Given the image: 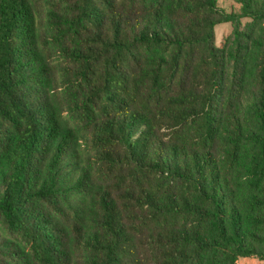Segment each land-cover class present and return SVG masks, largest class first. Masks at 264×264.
Instances as JSON below:
<instances>
[{
	"label": "trees",
	"instance_id": "16d2710c",
	"mask_svg": "<svg viewBox=\"0 0 264 264\" xmlns=\"http://www.w3.org/2000/svg\"><path fill=\"white\" fill-rule=\"evenodd\" d=\"M219 1L0 0V264L264 262V0Z\"/></svg>",
	"mask_w": 264,
	"mask_h": 264
},
{
	"label": "rangeland",
	"instance_id": "374dc122",
	"mask_svg": "<svg viewBox=\"0 0 264 264\" xmlns=\"http://www.w3.org/2000/svg\"><path fill=\"white\" fill-rule=\"evenodd\" d=\"M220 6L227 12V13H234L240 14L242 4L238 2V0H220ZM251 21L247 18H242L240 20L239 28L241 30H245ZM216 33V44L219 47H222L226 42L231 43L233 38V24L232 23H225L220 24L215 29ZM237 264H264L263 261L249 258V259H240Z\"/></svg>",
	"mask_w": 264,
	"mask_h": 264
}]
</instances>
